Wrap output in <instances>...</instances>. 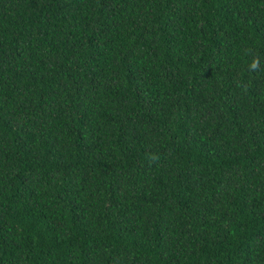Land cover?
Here are the masks:
<instances>
[{"label":"trees","instance_id":"1","mask_svg":"<svg viewBox=\"0 0 264 264\" xmlns=\"http://www.w3.org/2000/svg\"><path fill=\"white\" fill-rule=\"evenodd\" d=\"M0 264H264V0H0Z\"/></svg>","mask_w":264,"mask_h":264}]
</instances>
